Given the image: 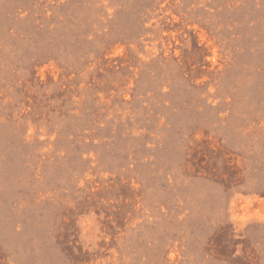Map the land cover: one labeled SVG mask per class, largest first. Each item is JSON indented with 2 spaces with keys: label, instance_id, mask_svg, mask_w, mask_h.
Here are the masks:
<instances>
[{
  "label": "rangeland",
  "instance_id": "374dc122",
  "mask_svg": "<svg viewBox=\"0 0 264 264\" xmlns=\"http://www.w3.org/2000/svg\"><path fill=\"white\" fill-rule=\"evenodd\" d=\"M0 264H264V0H0Z\"/></svg>",
  "mask_w": 264,
  "mask_h": 264
}]
</instances>
